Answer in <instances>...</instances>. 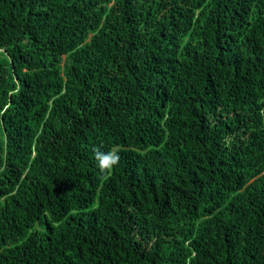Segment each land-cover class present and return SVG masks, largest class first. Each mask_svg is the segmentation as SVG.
I'll use <instances>...</instances> for the list:
<instances>
[{"label": "trees", "instance_id": "1", "mask_svg": "<svg viewBox=\"0 0 264 264\" xmlns=\"http://www.w3.org/2000/svg\"><path fill=\"white\" fill-rule=\"evenodd\" d=\"M0 264H264V0H0Z\"/></svg>", "mask_w": 264, "mask_h": 264}, {"label": "clouds", "instance_id": "2", "mask_svg": "<svg viewBox=\"0 0 264 264\" xmlns=\"http://www.w3.org/2000/svg\"><path fill=\"white\" fill-rule=\"evenodd\" d=\"M94 158L98 162V167L102 174H108L117 167L120 163L119 148L114 147L110 149L107 153L100 151L99 149H94Z\"/></svg>", "mask_w": 264, "mask_h": 264}]
</instances>
